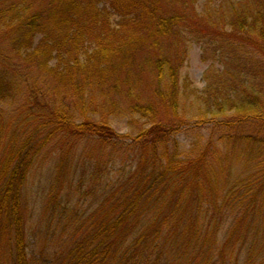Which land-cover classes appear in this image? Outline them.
I'll return each mask as SVG.
<instances>
[{
	"label": "trees",
	"instance_id": "1",
	"mask_svg": "<svg viewBox=\"0 0 264 264\" xmlns=\"http://www.w3.org/2000/svg\"><path fill=\"white\" fill-rule=\"evenodd\" d=\"M41 155L46 245L25 200ZM0 264H264V0H0Z\"/></svg>",
	"mask_w": 264,
	"mask_h": 264
},
{
	"label": "rangeland",
	"instance_id": "2",
	"mask_svg": "<svg viewBox=\"0 0 264 264\" xmlns=\"http://www.w3.org/2000/svg\"><path fill=\"white\" fill-rule=\"evenodd\" d=\"M203 1V0H202ZM113 20H118L114 19ZM202 49L198 45L190 44L188 46V58L184 63L183 69L181 70V75L183 77L187 76L190 81L192 82L193 86L202 89L204 87L203 76L207 69V64L202 61L201 58ZM212 52L206 53V56L210 57ZM100 116V115H98ZM97 116V118H98ZM112 128L121 135L129 134L135 136L138 130L143 127L145 128L148 126V122L145 119L140 118H124L119 119L111 116L109 118ZM188 126L187 128H190ZM194 134L190 132V129L187 130V133H180L177 136L179 143L181 144L183 149L188 150L191 141L193 140ZM41 155L39 160L37 161L35 168L33 169L32 176L29 178L28 183L26 185L25 191V200L28 213V223L30 225V230L36 232V239L37 242H41L42 244L46 245L45 243V232L48 228H51L49 232L54 231V219L60 215V211L62 207H60L59 203L61 204L60 198H56L55 200L51 197H47L48 188L50 186V180H48L47 170L49 166V158H43ZM125 166L123 169L128 168L130 169V160L125 159ZM116 177L119 176V172H115ZM86 186V184H85ZM86 189L83 187L81 193H77L75 188H65L64 192H62L63 198L69 201L72 205L78 207L79 214L85 213L88 214L91 211L92 203L96 200L92 196L83 197L85 194ZM76 195H80L83 197L82 199L78 198ZM58 203V204H57ZM33 207V208H30ZM68 208V211L65 209V213H67L66 217H77L72 211V208ZM31 211V213H30ZM30 213V214H29ZM50 224V226H49ZM57 224V223H55ZM59 232H63L65 236L70 234V230L63 229L59 227ZM69 231V232H68ZM58 232V233H59ZM52 234V233H51ZM51 234L49 235V239L51 238ZM50 241L47 243L49 245ZM39 245V243H38ZM37 245V247H39ZM48 249V248H47Z\"/></svg>",
	"mask_w": 264,
	"mask_h": 264
}]
</instances>
